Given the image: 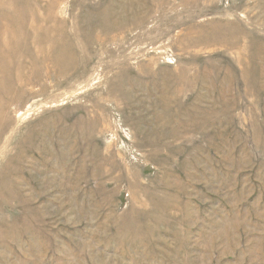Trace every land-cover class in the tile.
Here are the masks:
<instances>
[{
  "label": "rangeland",
  "instance_id": "374dc122",
  "mask_svg": "<svg viewBox=\"0 0 264 264\" xmlns=\"http://www.w3.org/2000/svg\"><path fill=\"white\" fill-rule=\"evenodd\" d=\"M0 264H264V0H0Z\"/></svg>",
  "mask_w": 264,
  "mask_h": 264
}]
</instances>
